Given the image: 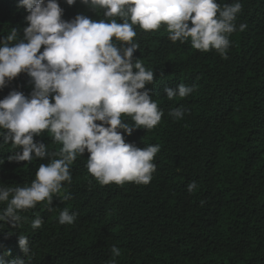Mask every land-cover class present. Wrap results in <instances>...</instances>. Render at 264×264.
Segmentation results:
<instances>
[{
  "label": "trees",
  "instance_id": "trees-1",
  "mask_svg": "<svg viewBox=\"0 0 264 264\" xmlns=\"http://www.w3.org/2000/svg\"><path fill=\"white\" fill-rule=\"evenodd\" d=\"M59 2L66 20L77 14L103 18L80 0L73 6ZM241 3L237 24L247 28L230 36L228 59L215 50H196L190 41L172 44L164 26L148 33L134 26L141 45L134 56L154 71L156 82L146 87L153 89L164 116L150 131L124 135L140 148L160 146L151 182L102 186L86 167V151L71 165L72 183L62 189L71 199L55 197L53 212L46 202L38 203L20 213L25 219L15 228L0 222V256L10 250L6 261L23 258L18 246L23 234L32 249L26 264H111L112 245L121 249L116 264H264V0ZM27 14L18 0H0V39L11 28L22 34ZM29 80L22 73L0 90V99L13 89L29 95ZM181 83L195 85V91L169 101L164 88ZM181 105L187 112L174 120L168 112ZM35 140L53 150L60 147L48 133ZM12 154L11 145L0 147V183L5 185L30 184L39 165L48 163L9 162ZM192 181L198 188L189 193ZM65 208L77 214L72 225L58 222ZM36 215L44 224L34 230Z\"/></svg>",
  "mask_w": 264,
  "mask_h": 264
},
{
  "label": "clouds",
  "instance_id": "clouds-1",
  "mask_svg": "<svg viewBox=\"0 0 264 264\" xmlns=\"http://www.w3.org/2000/svg\"><path fill=\"white\" fill-rule=\"evenodd\" d=\"M73 6L77 0H65ZM103 18L95 20L77 14L66 20L59 0H18V7L27 11V26L21 31L11 28L0 39V90L22 73L32 85L29 95L16 89L0 99V137L11 145L9 162L31 163L47 159L36 171L35 179L24 186L0 183V222L18 227L21 212L46 202L49 212L55 211L54 198L71 199L62 192L65 182L72 183L71 165L87 151L86 167L100 185L125 182L147 185L156 171L154 157L158 144L144 148L128 143L136 129H154L164 111L153 100L156 82L153 70L134 56L141 50L135 39L138 26L143 32L158 31L162 26L172 44H185L201 52L215 50L228 59L230 36L244 32L246 23L237 24L242 12L241 0L218 3L217 0H80ZM122 21V22H120ZM191 25V26H190ZM43 46V51L41 48ZM195 85L181 83L165 87L169 101L185 98ZM184 106L173 107L168 115L184 118ZM129 117L131 123L123 119ZM100 123H97V122ZM122 130V131H121ZM48 133L60 147L51 149L35 137ZM4 161L0 160V164ZM198 188L196 181L187 185L189 193ZM204 201H201L203 205ZM76 213L67 208L59 213V224L72 225ZM43 217L36 215L32 229H40ZM24 256L6 261L9 250L0 256V264H26L32 253L29 238L18 237ZM113 260L121 249L112 245Z\"/></svg>",
  "mask_w": 264,
  "mask_h": 264
}]
</instances>
